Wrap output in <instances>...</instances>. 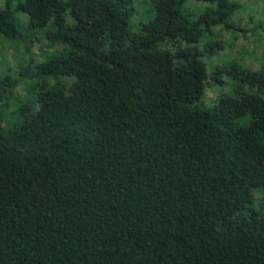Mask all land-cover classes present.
I'll return each instance as SVG.
<instances>
[{
    "label": "trees",
    "instance_id": "trees-1",
    "mask_svg": "<svg viewBox=\"0 0 264 264\" xmlns=\"http://www.w3.org/2000/svg\"><path fill=\"white\" fill-rule=\"evenodd\" d=\"M253 6L0 0V264H264V68L212 61Z\"/></svg>",
    "mask_w": 264,
    "mask_h": 264
},
{
    "label": "rangeland",
    "instance_id": "rangeland-1",
    "mask_svg": "<svg viewBox=\"0 0 264 264\" xmlns=\"http://www.w3.org/2000/svg\"><path fill=\"white\" fill-rule=\"evenodd\" d=\"M244 1L245 0H243V3ZM254 1L255 6L251 8L256 12L260 11L264 13V0ZM136 7L140 9L138 4ZM249 14L250 13L248 10H245L240 15L235 14L233 18V25L245 29V23L247 22ZM253 18L258 19V15H254ZM142 20L143 18L140 14L139 17L134 16L132 18V28L136 27V25L142 22ZM248 27L249 26H247V28ZM251 27L253 28L252 25L250 28ZM214 32L217 34L216 41H220L224 45V49L215 58H213L212 61L214 65L225 67L227 64L237 62L250 71H257L264 68V35H262L260 32H257L256 34H243L242 32H238L237 29L225 30L221 28H215ZM39 44H45V42L43 41V43ZM39 44L29 43L30 54L33 55V62L35 64L40 63L41 61L37 49ZM58 48L60 47L56 46L55 50ZM23 52L24 51L21 45H17L13 42L10 43L8 41L5 42L0 37V76L5 70L9 71L11 76L14 78L18 76V69L20 68L18 61L21 60L22 65L24 66L28 60L26 54ZM208 73L210 75L211 70H208ZM23 89L24 87H19V94L24 93ZM224 89H228V87L226 86ZM220 91L221 90L217 87V85H215V82L211 78L208 79L205 84V103L211 104L212 102L216 101L217 95L220 93ZM28 94L26 96H22L20 98V102L27 101ZM262 190L264 189L261 188L260 190L256 191L254 193V197L257 206L263 205L262 212L264 213V191Z\"/></svg>",
    "mask_w": 264,
    "mask_h": 264
}]
</instances>
